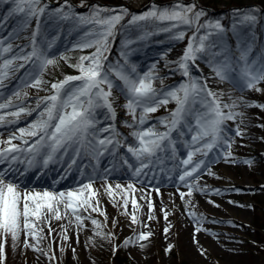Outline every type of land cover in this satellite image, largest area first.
Listing matches in <instances>:
<instances>
[{"label":"snow or ice","instance_id":"6c2138e0","mask_svg":"<svg viewBox=\"0 0 264 264\" xmlns=\"http://www.w3.org/2000/svg\"><path fill=\"white\" fill-rule=\"evenodd\" d=\"M0 2H8V0H0ZM12 2L16 5L14 12L25 14L20 31H24L32 19L36 20V25L28 38L30 51L26 52L25 48H20L17 55L6 59L5 54L12 51L13 45L9 43L5 46L4 40L0 39V61H2L0 62V86L11 70L18 71L19 68L30 64L31 71L25 74L22 84L25 87L35 88L37 91H47L44 85L50 82L43 78L44 73L49 66H55L58 62L54 56L50 57L54 41H38L37 39L40 35L41 17L48 10V5L42 4L41 0H12ZM66 8L67 11H65ZM256 11L252 9L249 13L239 14L238 23L254 25L257 22ZM104 13L109 14L104 15ZM48 15L49 18L56 16L61 20H71L80 26H89L85 39L75 47L81 50L87 48L95 50L88 55H81L75 64L70 65L78 71V75H67L62 80L51 82V94L37 96L34 107L14 104L12 98L0 103V113H2L0 125L15 124L22 115L31 116L33 112L37 113L36 118L27 127L18 129V134H11L7 140L0 139V165L7 164V168H0V235L10 234L15 242L19 239L20 231L23 230L26 235L32 236L39 243L43 236L37 233L34 220H44L47 223L51 218L61 220L70 213L75 217L77 224L83 226L84 218L79 214V207H84L85 211L87 208L98 211L92 204L90 196L86 195V193L95 195L93 190L95 175L90 176L89 182L75 191L49 192L46 190L43 193L22 194L18 191L17 184L11 180L5 183L4 180V177L14 170L13 165L16 163L26 164L28 168L47 167L49 163L62 160L71 152L73 164L81 155L91 157L96 162L92 165L93 172L97 173L101 157L106 154L115 157L119 150L125 147L126 152L134 158L136 163H129V158L124 156L121 157L123 164L132 170L135 177H140L142 174H147L145 169L151 170L152 167L162 163L164 157L177 159L178 145H182L186 157L178 159L176 167L180 173L178 179L188 188V192H180L181 199H184L185 195L191 197L193 190L207 191V187L200 186L199 179L204 169H207L208 175H214L208 167L209 163L214 162L207 159L209 153L218 149L231 148V143L234 141L227 135L225 122L235 120L237 115L242 114L231 111L236 107L235 103L222 105L217 94L208 88L207 80L192 74L193 68L196 71H202L195 61L202 59V54L206 53L209 56V59L205 61L207 66L221 81L227 79L242 90L256 88L259 91L260 89L256 86L264 81V63L255 60L249 63L251 44H246L245 40L238 38L237 50L240 51V56L233 60L230 50L223 43L225 29L221 22L216 20L200 23L205 12L203 9L197 10L194 3L189 5L176 3L170 7L153 5L143 14H132L128 26H140L141 22H152L158 31L174 33L172 38L176 40L184 39L185 32L179 30L182 26L195 29L183 55L175 61L177 67L172 70L179 71L186 80L179 85L169 86L168 89H157L153 86V81L157 78L155 65H152L148 72L140 75L135 65L128 64L127 54L123 51L121 52L123 63L108 61L106 53L110 54V38L114 39L118 25L122 28L126 27L121 24V21L129 15L127 8L110 10L94 7L87 16L76 15L72 11V6L65 0L63 5L49 12ZM236 27L237 24L234 23V32ZM201 29L205 30V34L198 35ZM151 34L146 33V35ZM214 35L219 39L211 40L210 37ZM217 45L220 51H212ZM59 58L65 62L69 60V57L63 54ZM16 61H22V63L17 65ZM233 72H236V76L232 75ZM114 88L127 101L123 107L131 115L132 121L131 123L125 121V126L134 129L130 133L133 138L132 143H126L127 137L122 136L115 124L117 112L114 107L116 99L113 96ZM14 95L18 99L21 96L20 92ZM27 95L28 93L25 92L24 96L27 97ZM170 101L174 102L176 107L167 116L157 118L156 123L146 127L150 120L149 114L155 113L161 107H166ZM10 108L18 110L4 111ZM225 108L229 111L225 112ZM101 116L103 121L100 119ZM104 121L107 123L104 124ZM157 125L162 126L164 130H159ZM235 135H243L239 125L235 129ZM16 140L20 143H13ZM223 157L227 161L231 157V152L225 151ZM245 163L252 162L245 161ZM109 172L110 169L104 170L105 179ZM116 188L119 189L121 186L116 185ZM128 188H133V185L129 184ZM106 191L112 195V186L108 185ZM214 191L219 194L218 190ZM127 203L128 201L125 200V208ZM132 204L134 209L139 207L135 200ZM185 205L191 207V200H186ZM148 206L150 210L148 220H152L154 215L151 202ZM188 214L194 220L203 219L198 218L194 211ZM167 215L168 213L165 212V219ZM86 219L91 220L97 228L100 227V221L97 219H93L90 215ZM131 221L133 224L139 223L135 213L132 214ZM48 226L51 232L50 224ZM42 231V229L39 230L40 233ZM164 231L167 233L168 228ZM196 231H201V228L197 227ZM96 234L104 235L99 231ZM111 235L109 233L105 238H110ZM151 235V231L140 232L136 240L127 238L124 242L125 246L136 241H147ZM64 238L67 239V236ZM26 246L40 250L27 242ZM140 247H146V244L141 243ZM170 249L171 245L166 251ZM3 251V245L0 244V259L3 258Z\"/></svg>","mask_w":264,"mask_h":264},{"label":"rangeland","instance_id":"374dc122","mask_svg":"<svg viewBox=\"0 0 264 264\" xmlns=\"http://www.w3.org/2000/svg\"><path fill=\"white\" fill-rule=\"evenodd\" d=\"M206 1L207 0H67V3L72 6L74 14L85 16L89 15L94 7L110 10L119 9L120 7L128 9L129 15L125 16L124 20L121 21V24L126 27L122 28L118 25L114 39L110 38L109 47L112 42L115 51L110 48V54L106 53L109 62L115 63L116 61H120L123 63L124 60L121 57L122 51L127 54L128 62H131L132 60L134 62L137 60L136 57L138 54H145L146 52H152L153 56L159 54V56L162 57H171L169 54L174 50L181 51L180 56L177 57L178 60L183 55L189 39L195 31L194 28L182 26L179 30L185 32L184 39L176 40L172 38L174 33L158 31L152 22H141L140 26H128V21L132 14H143L145 11L150 10L153 5L158 7H170L176 3H183L185 5L194 3L197 10L203 9L205 12L200 23L203 24L206 21L215 22L216 20L221 22L225 29L223 43L230 50L233 60H236L240 56V51L237 50V41L238 38H240L245 40L246 44H251L252 46L251 52L249 53V63L254 60L264 63V7L259 4L258 0H241L244 5L240 8L230 7L227 3L228 0H218L219 3L215 7L209 8L205 3ZM41 3L47 4L48 10L41 17L40 34L42 31L49 30L52 26L53 29L61 27L65 40H68L71 43L70 46L59 49L54 44L55 47L54 50L51 51L50 56H54L58 62L55 66L48 67L43 78L51 83L62 80L67 75H78V71L73 67H70V65L75 64L78 57L81 55H88L95 50L94 48L81 50L75 47L85 39V33L89 31V26H80L73 23L71 20H61L56 16L49 18L48 13L53 12L55 9L63 5L65 0H41ZM81 4H83V7H81ZM15 7L16 5L12 0H8V2H0V10L3 8L14 9ZM252 9L257 10L255 12L257 22L254 25H240L238 23V15L249 13ZM65 11H67V8ZM108 14L109 13H104V15ZM9 20H18L20 29L24 24L25 14L17 13L12 10ZM52 22H54V24H52ZM234 23L237 24L235 32L233 31ZM35 25L36 20L32 19L29 26L24 30V33H26L27 36L21 37V34L18 33L17 35V33H15L12 38H7V40H5L11 42L15 41L19 44L20 48H25L26 52L30 51V41L28 38L35 29ZM146 33L152 34L146 35ZM203 34H205V30L201 29V32L198 35ZM49 35L53 38L52 41L58 40V37H56L58 31ZM74 36L75 39L73 38ZM0 39H3V37L0 36ZM210 39L217 40L219 38L214 35L210 37ZM6 41L5 46L9 43ZM125 44H127L126 47ZM243 46L244 45H242V47ZM258 47L260 50H258ZM212 51H220L219 45L213 48ZM19 52L20 49L14 54L10 53L8 57L11 58ZM62 54L69 57L67 62L59 58ZM202 55V59H197L195 61V64L198 65L199 69L202 71H196L193 68L192 74L202 76V78L207 80L208 88L217 94V98L222 105H232L235 103L236 107L232 108L231 111L242 114L237 115L235 120H228L225 122L228 130L227 135L231 137L234 142L231 143L230 149H223V152H231L232 162L225 163L221 160L218 152L209 155L207 158L209 161H214L210 164L220 165V172H222L223 166H228L231 176L223 174V177L227 183L230 179H232L233 182L230 184L228 183L224 188V193L227 196L221 200L225 205L232 207L233 210H240V215L233 219L226 218L223 222L221 220L217 221L218 218L214 212L221 211V208L214 205L208 197L196 198L198 211L195 213L198 218H203L201 220L202 222L211 225L215 224L217 226H229L232 232L240 234L236 237V240L242 248L241 264H264V81L257 84L256 87L260 89L259 91H257L256 88H243L242 90L241 87H238L230 80L226 79L221 81L216 77L215 73L205 62L209 59V56L206 53ZM220 59H222V57H220ZM167 62H169V60ZM16 63L20 64L22 61H16ZM168 66L177 67L175 62L168 63ZM234 67L236 66L234 65ZM29 71H31L30 64L25 65L24 69L19 68L18 71H15L11 76H8L2 81V86H0V103L7 101L9 98H12V100L22 99L24 100L23 103L31 101L33 104L29 107H34L37 96L43 97L51 94L50 83L44 85V88L48 89L47 91H37L35 88L25 87L22 83L11 84L12 79L17 77L18 74L20 77L22 73L25 74ZM177 75L175 82H170L164 87L158 85L155 88L168 89L169 86L179 85V83L186 80V78H182V74L179 71H177ZM232 75L236 76V72H233ZM163 77L170 80L172 79L170 72L168 73L167 71H165ZM179 77H181V79H179ZM244 91L249 95L247 98L243 99L242 105L253 113L255 118L253 123L248 122V112H244L241 108L238 112L240 104L238 103L237 98H239L238 96L240 95V98H242ZM16 92H20L21 94L19 99L14 95ZM25 92L28 93L27 97L24 96ZM113 96L119 98V100H115L114 102V107L117 112L115 121L116 127L123 137H127L125 131L129 128L125 126V121L129 123L132 121L131 115H129L127 109L123 107L127 101L116 88L113 89ZM23 103L19 105L23 106ZM175 107V103L170 101L166 107H161L155 113L149 114V121H157V118L167 116ZM17 110L18 109L16 108H10L4 111L12 112ZM224 111L227 112L229 109L225 108ZM8 118L11 119V117ZM27 121L28 120H26V122L19 120V122L15 126L10 127L9 130L14 131L25 126L27 125ZM237 125H239L240 130L243 133L241 136L235 135ZM160 128H162V126H160ZM132 142L133 140L127 137L126 143ZM17 143L19 144L20 141ZM258 147H260V151L258 150ZM124 148L125 147L121 148L119 154L122 155V157L127 156L129 158L130 154L127 153L126 155V151L122 152ZM179 151L180 149L178 145V153ZM69 154L72 153L70 152ZM119 154L115 157L111 155L114 161ZM79 158L82 160L81 166L83 175L87 176V173L95 175L92 165L96 162L86 155H81ZM238 158L240 159L238 160ZM245 161H251L252 163L248 164L245 163ZM129 163H131L130 158ZM161 164L162 169L168 170L171 175L174 174V170L177 168L176 159L173 160L164 157ZM23 165L25 168H28L26 164ZM101 165L102 157L99 160L97 170L101 168ZM116 167H118V169H124V167L128 168L127 165L123 164L122 159ZM206 174L207 169L202 171L200 178L203 179L205 186L211 187L215 184L213 183V179L218 175L214 173V175L208 176ZM129 184L130 183H127L126 185ZM142 186L144 189L152 192H155L157 189H170L172 187L171 185H165L164 183H160V186L157 187L152 184V182ZM94 191L95 195L93 197L89 193L86 195L90 196L92 204L98 209V211H92V208H87L85 211L82 206L80 207V210L84 219L90 215L93 219L100 221V227L97 228L91 223V220L86 219L88 233L87 237H82L72 233L69 229L63 228L54 219H50L47 223L44 220H34L37 225L36 231L39 235L43 236V239L37 243V240L32 238V244L40 249L39 251L35 250L37 257L39 258L33 260L32 264H226L224 263L226 261L224 255H213L206 251L207 247L219 244L222 234L218 229H212L213 232H209L205 228L201 229L200 232L206 237L200 243L202 250H199L198 255L194 256L186 250V238L184 233L177 230L176 227L172 225L169 217L165 219L164 215L157 214V219L162 225L161 229L150 230L149 224H146L147 227H145V224L142 223L141 219H138L139 223L137 224L132 223L131 216L134 213V208L132 209L128 204L127 208H125V193H122L119 197L111 199L106 206H103L97 204V201L94 200L97 195V191ZM192 194L198 196V193L195 192V190H193ZM174 196L179 199L181 198L179 193H175ZM214 197H218V194H214ZM209 201H211V203ZM166 209L167 208L165 207V210ZM147 211L150 214L149 208ZM109 214L111 216V221L107 224L102 220L101 216ZM136 216L138 217V215ZM49 224L52 229L51 232H49ZM139 226L142 228V232L151 231L152 235L147 241H136V243L125 246L124 242L127 238L131 237L133 240H136V235L133 233L131 234L130 231ZM165 228H168L167 233L164 231ZM40 229L43 230L42 233L39 232ZM98 231L102 232L104 235H97L96 233ZM109 233L112 234L111 237L105 238ZM65 236H67V239L64 238ZM142 242L146 244V247L140 250L138 246ZM1 243L2 237L0 235V244ZM170 245L171 249L166 251V249H169ZM2 261L3 258L0 259V264H2Z\"/></svg>","mask_w":264,"mask_h":264},{"label":"bare ground","instance_id":"6f19581e","mask_svg":"<svg viewBox=\"0 0 264 264\" xmlns=\"http://www.w3.org/2000/svg\"><path fill=\"white\" fill-rule=\"evenodd\" d=\"M11 9L3 8L0 12V36L3 37L4 42L7 40V38H12L15 33L21 34V37L27 36L24 31H20L19 29V21L18 20H9V17H11ZM4 14V16H3ZM54 24V22H52ZM52 31V32H51ZM58 31V37L57 41H54V44L56 47L59 48H65L71 45V43L68 40H65L63 31L61 30V27H56L53 29V26L49 30L42 31L40 34L38 41H52L53 38L49 34ZM77 36V35H76ZM75 39V36L73 37ZM6 39V40H5ZM56 39V38H55ZM13 45L12 51L10 53L14 54L16 53L20 47L19 44L15 41H6ZM18 42V41H17ZM8 43V44H9ZM55 47V46H54ZM54 47L51 51L54 50ZM10 53L5 54V58L8 59ZM181 54V51L174 50L169 55L172 57H162L158 55H154L152 52H146L145 54H138L134 62L133 60L131 62H128V64L135 65L137 72L140 75H143L144 73L148 72L152 65H155V74L157 78L153 81V86L157 87L158 85H161L164 87L165 85L169 84L170 82L176 81L177 71H172L175 69L174 66H168V63H174L177 60V57H179ZM51 57V56H50ZM169 60V62H167ZM2 62V61H0ZM17 64V63H16ZM18 65V64H17ZM25 68V67H24ZM22 68V69H24ZM165 71L168 73L170 72V76H172V79H168L163 77ZM15 70H11L9 72L8 76H11L12 73H14ZM22 73V75L19 77V74L17 77L12 79L11 84L14 83H22V80L25 78V74ZM182 76V75H181ZM182 78L185 79V77L182 76ZM181 79V77H179ZM178 80V79H177ZM248 93L246 91L243 92L242 98L238 96L237 98L238 103L240 104L238 112L240 108L246 113L248 112V122L253 123L255 118L251 110H247V108L242 105L243 99L248 97ZM116 99L119 100L116 96H114ZM24 100H13L14 104H21ZM33 104L31 101L23 103V107H29ZM8 112V111H5ZM2 114V113H0ZM37 113L33 112L31 116H22L19 120H22L24 122L27 121V125L22 127H27L29 123H31L36 118ZM100 119L103 121V116L100 117ZM19 122V121H18ZM17 122V123H18ZM15 124H5L0 125V139L7 140L8 137L13 134H18V129L16 130H9L10 127L15 126ZM107 121H104V124H106ZM156 123V121H148L147 126H150L152 124ZM104 124H101V126H104ZM159 130H163L160 128L159 125H157ZM21 128V127H20ZM134 129L129 128L125 133L127 134V137L131 140L132 137L130 136V133ZM18 140L13 141V143L18 144ZM179 156L176 159V162L178 163V159L185 158L186 152L182 145H179ZM121 150V149H120ZM119 150V151H120ZM258 150L260 151V147H258ZM126 149L122 152H125ZM220 154L221 160H223L225 163L232 162V156L227 159V161L223 157V149L222 150H214L209 155H213L215 153ZM119 154V153H118ZM127 155V152H125ZM122 155L119 154V156L116 157V160L114 161L113 157L111 155H104L102 157V164L103 168L96 173V179L93 184V190L97 191V195L95 197V201H98L97 204L105 205L108 204L111 199H114L115 197H119L122 193H125V200L128 201V205L132 207L133 204L132 201L135 200L137 205H139L138 208L134 209L135 215H138V219L142 221L143 224H149L150 230H160L161 229V223L157 219V214L164 215L165 212L168 213L167 217L171 219L172 225L176 227L177 230H180L184 233L185 236V243H186V250L194 256L198 255L199 250H202V246H200V243L205 239V235L202 234L200 231L197 232L196 228L200 227L205 228L209 232H213V230L218 229L220 233L222 234V238L217 245L209 246L206 248L207 252L212 253L213 255L222 254L224 255L226 261L224 263L226 264H241V246L236 240V237H238L240 234L237 232H232L229 226H217L215 224L211 225L205 222H202L201 220H194L191 216H189L190 211L197 212V197H208L214 205H218L221 208V211H215V215L217 216V221L221 220L222 222L226 218H235L240 215V210H233L232 207L225 205L222 198H225L227 195L224 193V188L227 186V184L232 183L233 180L230 179L228 183L225 181L223 174L230 175V171L227 165L223 166L222 172H220V165L219 164H210L208 167L211 169L212 173L217 174L218 176L213 179V184L211 187H207L203 183V179H199V184L201 187H207V191L205 192H199L198 196H195L192 194L191 197L185 195L184 199H179L176 196H174L175 193L188 192V188L181 184L178 176H179V169L176 168L174 170V174L171 175L168 170L157 168V166L152 167L151 170L145 169L146 175H141L140 177H135L133 175V172L129 168H125L124 170H117L114 167L115 163H118L121 161ZM197 159L201 157H196ZM73 154H69L67 156H64L62 160H57V162L49 163V165L45 168V170H41L40 166H34L31 168H25V166L22 163H16L13 165V171L9 173L8 176L4 177L5 183H7L9 180H11L13 183L17 184L18 191H20L22 194L26 192H39L43 193L44 191H56V192H67V191H75L78 190L83 184L89 182L90 176L83 175L82 170V160L81 158H76V163H72ZM240 158H238L239 160ZM130 161L132 164H135L134 158L130 157ZM217 162V161H216ZM71 165V166H70ZM138 166V165H136ZM0 168H7V164H4L0 166ZM110 169V172L107 174V178H104V170ZM208 175V174H206ZM210 176V175H208ZM164 183L165 185H171L172 187L170 189L162 188L157 189L155 192L148 191L144 189L142 184L140 183H148L152 182L155 185H159L160 183ZM127 183H130L133 185V188H128ZM108 185L112 186V195H109L106 191V188ZM116 185H120L121 188L117 189ZM218 190V197H214V194H217ZM87 194V193H86ZM91 194V193H89ZM93 197V195H91ZM124 200V201H125ZM191 200L192 206L186 207L185 201ZM149 202H151L153 206L152 214L154 215V219L148 220V208H149ZM165 207L167 208L165 210ZM79 214L82 218H84L80 207H79ZM61 211L63 212V208H61ZM106 217V218H105ZM102 220L105 221V223L109 224L111 221V216L109 215H103L101 216ZM54 219V218H51ZM57 223H59L63 228L69 229L72 233L80 235L82 237H87V226H86V219L83 220V226H79L75 220V217L71 215L70 213L62 218L61 220L54 219ZM144 225V226H145ZM125 227V225H124ZM22 228V225H21ZM139 232H142V228L139 226L137 228H133L130 233L137 234ZM231 234V235H230ZM2 237V245H3V261L2 264H32V261L39 258L37 257V253L32 247L26 246L27 244L33 245L32 236H28L25 234L23 230L19 233V239L17 241H13L11 238V235H1ZM143 243V242H142ZM141 244V243H140ZM140 244L138 248L141 250ZM144 248V247H143ZM238 251V252H236Z\"/></svg>","mask_w":264,"mask_h":264},{"label":"trees","instance_id":"16d2710c","mask_svg":"<svg viewBox=\"0 0 264 264\" xmlns=\"http://www.w3.org/2000/svg\"><path fill=\"white\" fill-rule=\"evenodd\" d=\"M258 2H259V4H260L261 6L264 7V0H258ZM205 3L209 6V8H213V7H215L219 2H218V0H207ZM227 3H228V5H229L230 7H236V8L243 7V5H244V3H243L241 0H228ZM226 23H227V22H226ZM110 48L113 49V50L115 51V49L113 48L112 43H111V45H110ZM113 50H112V51H113Z\"/></svg>","mask_w":264,"mask_h":264}]
</instances>
